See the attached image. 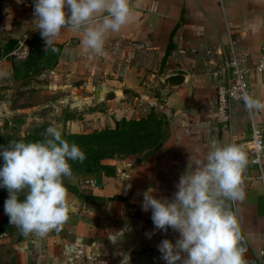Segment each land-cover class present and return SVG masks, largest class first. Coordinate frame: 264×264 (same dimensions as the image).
I'll list each match as a JSON object with an SVG mask.
<instances>
[{
    "label": "crops",
    "instance_id": "crops-1",
    "mask_svg": "<svg viewBox=\"0 0 264 264\" xmlns=\"http://www.w3.org/2000/svg\"><path fill=\"white\" fill-rule=\"evenodd\" d=\"M34 2L0 0V82L32 80L43 70L74 97L67 104L75 118L58 126L63 134L110 131L105 148L112 156L74 173L59 231L0 237V264H166L156 256L158 230L152 210L142 209L143 194L172 200L181 176L193 170L189 162L203 160L213 143L240 145L247 154L245 199L227 203L238 214L245 259L259 264L264 152L259 165L252 163L247 141L252 123L264 128V109L233 100L228 123L214 116L216 87L230 81L224 62L231 57L246 69L251 96L264 102L255 68L264 0H130V21L108 34L101 55L85 50L82 32L70 28L56 37L58 51L46 53ZM23 36L30 53L13 59L9 52ZM168 229L175 244L180 234Z\"/></svg>",
    "mask_w": 264,
    "mask_h": 264
},
{
    "label": "clouds",
    "instance_id": "clouds-1",
    "mask_svg": "<svg viewBox=\"0 0 264 264\" xmlns=\"http://www.w3.org/2000/svg\"><path fill=\"white\" fill-rule=\"evenodd\" d=\"M132 14L130 0L34 2L46 53L58 51L56 37L70 28L82 32L85 50L101 55L108 34L119 32ZM242 99L249 110L264 109V102L246 93ZM44 137L37 142L10 141L0 151L4 161L0 187L9 192L4 211L24 236L60 230L68 219L63 178L72 175L69 161L86 159L75 143L63 138L58 126H49ZM247 162L242 146L213 143L203 160L189 162L188 169L193 170L181 176L172 200L157 199L151 190L143 194L142 209L152 210L155 228L167 232L170 227L180 234L175 244L164 239L158 245L166 264H248L238 214L227 203L245 199L242 173Z\"/></svg>",
    "mask_w": 264,
    "mask_h": 264
},
{
    "label": "rangeland",
    "instance_id": "rangeland-1",
    "mask_svg": "<svg viewBox=\"0 0 264 264\" xmlns=\"http://www.w3.org/2000/svg\"><path fill=\"white\" fill-rule=\"evenodd\" d=\"M33 76L36 77L32 80L9 79L0 82V151L8 146L12 137L23 139L25 142L42 141L49 126H59L60 123L75 118L74 108L67 104L74 99L69 98L72 93H65L62 88L57 87L54 80H50L43 70H35ZM65 94L68 96H64ZM101 148L100 158L112 156L105 145H101ZM80 149L85 153L86 159L83 163L69 161L72 175L63 178L65 187H69L74 173L92 158L87 147ZM3 164V157L0 156V167ZM25 194L26 192L21 193L20 198L23 199ZM8 196V190L0 187V237H25L16 226L9 223V217L5 214L4 203Z\"/></svg>",
    "mask_w": 264,
    "mask_h": 264
},
{
    "label": "built area",
    "instance_id": "built-area-1",
    "mask_svg": "<svg viewBox=\"0 0 264 264\" xmlns=\"http://www.w3.org/2000/svg\"><path fill=\"white\" fill-rule=\"evenodd\" d=\"M223 0H219L221 3ZM30 53V45L26 36L19 39L11 48L9 55L13 59H25ZM226 70L229 71L230 81L225 84H219L216 87V108L215 121L217 123H228L230 119V101H239L244 104L242 96L246 93L251 96L245 82L246 69L234 58L224 62ZM256 70L262 75L264 80V42L259 48V56L255 64ZM248 150L251 154L250 161L256 165L260 164L261 155L264 152V128L252 123L250 127V136L247 141ZM168 232L158 230V239L156 245V256L161 257L158 245L168 237ZM259 264H264V247L259 250Z\"/></svg>",
    "mask_w": 264,
    "mask_h": 264
},
{
    "label": "trees",
    "instance_id": "trees-1",
    "mask_svg": "<svg viewBox=\"0 0 264 264\" xmlns=\"http://www.w3.org/2000/svg\"><path fill=\"white\" fill-rule=\"evenodd\" d=\"M112 135V132H106L102 130L97 133L92 134H78V133H71V134H63V138L68 140L69 143H75L79 148L80 147H87L91 152L92 158L89 159H97L100 158L102 155L100 154L101 145H105L106 137ZM12 141H21L23 139L12 137L10 138ZM24 141V140H23Z\"/></svg>",
    "mask_w": 264,
    "mask_h": 264
}]
</instances>
